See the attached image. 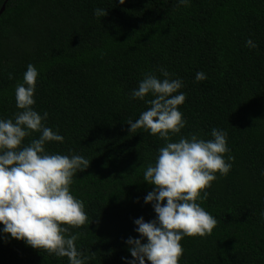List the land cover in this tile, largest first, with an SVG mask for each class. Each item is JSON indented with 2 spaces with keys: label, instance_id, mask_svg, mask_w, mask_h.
<instances>
[{
  "label": "trees",
  "instance_id": "trees-1",
  "mask_svg": "<svg viewBox=\"0 0 264 264\" xmlns=\"http://www.w3.org/2000/svg\"><path fill=\"white\" fill-rule=\"evenodd\" d=\"M4 4L0 118L18 111L15 85L32 64L39 73L34 109L47 112L45 126L64 138L47 143L46 152L90 163L70 186L89 218L70 228L88 264L132 259L126 240L139 238L135 219H155L144 203L153 187L143 172L165 141L143 129L130 133L127 122L148 107L130 92L144 74L160 77V67L183 81L186 95L179 106L186 125L172 141L211 139L216 128L227 133L225 159L234 158L201 202L216 227L184 237L179 264H264V0H0V11ZM97 8L107 15L95 16ZM197 72L207 78L196 81ZM0 264L68 260L0 235Z\"/></svg>",
  "mask_w": 264,
  "mask_h": 264
},
{
  "label": "clouds",
  "instance_id": "clouds-1",
  "mask_svg": "<svg viewBox=\"0 0 264 264\" xmlns=\"http://www.w3.org/2000/svg\"><path fill=\"white\" fill-rule=\"evenodd\" d=\"M189 4L190 0H177L178 6ZM94 15L105 17L107 12L97 8ZM246 46L255 48L256 44L248 39ZM159 71L160 77L144 74L130 92L131 99L144 101L148 107L138 119L127 122L129 132L143 129L165 141V146L143 172L144 181L153 187L144 203L152 206L155 219H135L139 238L126 240L132 259L123 257L124 264H179L184 237L211 234L217 220L201 202L207 199L206 190L217 174L229 173L234 159L231 155L225 159L227 133L216 128L211 130V139L193 134L172 141L186 125L179 110L186 95L179 91L181 79L173 78L164 67ZM38 75L35 66L27 65L14 90L18 111L11 118H0V235L66 257L68 264H88L89 257L76 246L80 234H70V228L85 225L89 218L84 202L72 195L70 186L76 173L85 171L90 163L79 154L46 152L47 143H63L64 138L45 126L47 112L34 109ZM206 78L203 72L195 75L196 81ZM147 96L151 99H145ZM33 133H39L38 138L24 144Z\"/></svg>",
  "mask_w": 264,
  "mask_h": 264
},
{
  "label": "water",
  "instance_id": "water-1",
  "mask_svg": "<svg viewBox=\"0 0 264 264\" xmlns=\"http://www.w3.org/2000/svg\"><path fill=\"white\" fill-rule=\"evenodd\" d=\"M5 11V4L4 6L2 7L1 11H0V16L2 15V13Z\"/></svg>",
  "mask_w": 264,
  "mask_h": 264
}]
</instances>
